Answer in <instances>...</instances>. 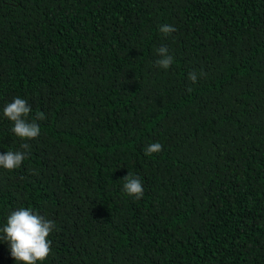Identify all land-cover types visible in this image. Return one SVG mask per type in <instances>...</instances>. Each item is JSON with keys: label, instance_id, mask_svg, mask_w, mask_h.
Returning <instances> with one entry per match:
<instances>
[{"label": "trees", "instance_id": "obj_1", "mask_svg": "<svg viewBox=\"0 0 264 264\" xmlns=\"http://www.w3.org/2000/svg\"><path fill=\"white\" fill-rule=\"evenodd\" d=\"M16 97L40 135L0 167V228L54 221L42 264H264V0H0V154Z\"/></svg>", "mask_w": 264, "mask_h": 264}, {"label": "clouds", "instance_id": "obj_2", "mask_svg": "<svg viewBox=\"0 0 264 264\" xmlns=\"http://www.w3.org/2000/svg\"><path fill=\"white\" fill-rule=\"evenodd\" d=\"M159 31L165 36L171 35L176 28L169 24L160 25ZM156 54L160 57L155 63L158 67L168 70L174 62V57L169 54L166 46L156 49ZM203 75V73H201ZM189 80L197 82L195 72L189 73ZM190 90V89H189ZM32 108L28 102L22 98L16 97L8 103L3 110V115L13 122L12 132L21 140L24 151H7L0 154V167L12 171L20 168L23 161L28 156L30 144L28 141L35 140L40 135V127L28 120ZM44 114L40 113L37 119H44ZM162 145L159 142L152 143L145 149V155L151 156L162 151ZM125 181L123 188L128 196L135 199L143 197L144 188L141 179L129 172L123 178ZM55 228L54 221L45 216L34 213L31 208L21 207L13 211L8 217L3 228H0V240L10 245L11 256L17 261V264H42L51 253V241L48 239Z\"/></svg>", "mask_w": 264, "mask_h": 264}]
</instances>
